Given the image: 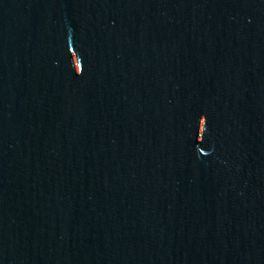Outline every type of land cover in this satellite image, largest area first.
<instances>
[{
    "label": "water",
    "instance_id": "95a60500",
    "mask_svg": "<svg viewBox=\"0 0 264 264\" xmlns=\"http://www.w3.org/2000/svg\"><path fill=\"white\" fill-rule=\"evenodd\" d=\"M0 264H264V0H0Z\"/></svg>",
    "mask_w": 264,
    "mask_h": 264
}]
</instances>
